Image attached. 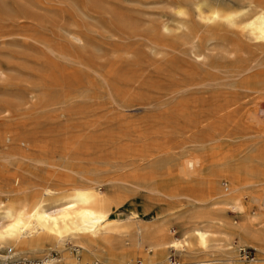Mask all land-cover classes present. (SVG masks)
I'll list each match as a JSON object with an SVG mask.
<instances>
[{
	"label": "bare ground",
	"instance_id": "1",
	"mask_svg": "<svg viewBox=\"0 0 264 264\" xmlns=\"http://www.w3.org/2000/svg\"><path fill=\"white\" fill-rule=\"evenodd\" d=\"M173 15L171 22L163 21L149 31L154 40L143 37L141 43L155 52L161 48L157 40H172L175 69L172 88L166 92L173 104L163 112L170 113L173 128L166 134L176 139L226 133L264 137V0H177ZM70 38L84 41L77 33ZM231 63L235 65L227 67ZM225 89L232 90V97ZM227 125L238 131L224 130ZM0 139L46 152V146H37L32 138L4 134ZM231 157L211 159L205 176L194 186L187 185L183 194L149 185L148 174L141 189L162 204L148 220L135 219L133 212L130 219L120 221L109 216L126 196L108 187L118 181L139 187L141 175L99 178L89 171L91 175L79 176L75 162L55 168L56 162L42 156L36 162L48 169L43 186L24 187L16 178L12 187L0 191V250L6 248L0 258L41 264H133L139 255L143 264H167L172 252L181 264H215L197 258L208 257L221 245L228 257L221 264H244L240 248L255 250L249 264H264V151L249 164ZM182 166L192 177L189 164ZM186 173L176 178L182 181ZM76 176L88 185L58 187Z\"/></svg>",
	"mask_w": 264,
	"mask_h": 264
},
{
	"label": "rangeland",
	"instance_id": "2",
	"mask_svg": "<svg viewBox=\"0 0 264 264\" xmlns=\"http://www.w3.org/2000/svg\"><path fill=\"white\" fill-rule=\"evenodd\" d=\"M176 1L0 0V137L17 134L46 146L42 153L0 139V191L12 187L16 178L24 187L43 186L48 169L36 162L42 156L56 162L55 168L75 162L79 176L93 172L99 178L132 179L137 172L140 188L121 181L108 187L126 196L109 217L126 221L136 212L135 219L148 220L162 204L141 189L148 174L149 185L183 194L205 176L211 159L234 156L235 162L249 164L264 151V137L226 133L176 139L166 134L173 128L170 113L163 112L173 104L167 93L175 69L172 40H157L161 48L155 52L141 43L143 37L154 40L149 32L154 26L174 19ZM71 33L84 41L74 42ZM224 91L232 97L231 89ZM223 129L238 131L232 125ZM184 163L192 168V177ZM182 171L188 177L181 181L176 176ZM79 176L58 187L87 186ZM140 258L136 255L132 263ZM207 258L221 264L228 257L217 245L208 257L197 259Z\"/></svg>",
	"mask_w": 264,
	"mask_h": 264
},
{
	"label": "built area",
	"instance_id": "3",
	"mask_svg": "<svg viewBox=\"0 0 264 264\" xmlns=\"http://www.w3.org/2000/svg\"><path fill=\"white\" fill-rule=\"evenodd\" d=\"M238 256L241 261L249 264L253 260V252L248 248H240L238 250ZM0 264H41L37 261H26V260H8L6 258H0ZM133 264H143L139 260H136ZM167 264H181L177 255L170 252L167 255Z\"/></svg>",
	"mask_w": 264,
	"mask_h": 264
}]
</instances>
